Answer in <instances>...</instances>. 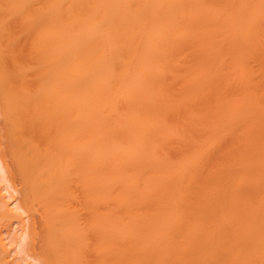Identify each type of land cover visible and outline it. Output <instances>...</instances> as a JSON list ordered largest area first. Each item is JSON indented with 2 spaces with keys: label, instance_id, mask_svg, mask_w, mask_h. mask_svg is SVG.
<instances>
[{
  "label": "bare ground",
  "instance_id": "bare-ground-1",
  "mask_svg": "<svg viewBox=\"0 0 264 264\" xmlns=\"http://www.w3.org/2000/svg\"><path fill=\"white\" fill-rule=\"evenodd\" d=\"M0 264H264V0H0Z\"/></svg>",
  "mask_w": 264,
  "mask_h": 264
}]
</instances>
